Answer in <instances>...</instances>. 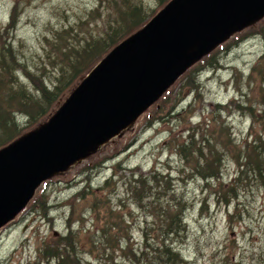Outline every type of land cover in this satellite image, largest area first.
I'll return each mask as SVG.
<instances>
[{"label": "rangeland", "instance_id": "obj_1", "mask_svg": "<svg viewBox=\"0 0 264 264\" xmlns=\"http://www.w3.org/2000/svg\"><path fill=\"white\" fill-rule=\"evenodd\" d=\"M142 1L150 9L159 5L157 0ZM96 6L102 15L107 11L105 5L99 6L98 0H0V42L8 36L16 44L22 41L21 51L25 50L28 65L46 66V78H40L50 85L55 80L52 74L57 63L47 59L44 37L52 40L53 31L62 29L68 22L77 27L80 16L86 11L94 12ZM12 16H16L15 24H11ZM261 20L253 24L256 27L252 25L234 34L210 53V57L213 54L219 57V68L199 71L202 73L199 85L193 87L180 78L173 84L164 107L179 105V110L188 107L178 119L174 118L175 113L164 122L152 123L145 112L119 136L99 147L92 159L81 160L45 181L29 205L0 229V264H47L42 258L43 251L56 246L57 239L62 237L70 239L82 264H132L107 242L110 237L119 238L124 251L125 239L129 237L138 249L147 228L160 234L154 225L157 218L150 213L153 210L141 208L127 193L132 171L147 175L153 170L163 176L170 175L176 193H183L191 203L186 216L188 235L183 246H179L190 264H264V178L248 175L249 180L240 181L238 199L226 204L222 193L229 190L238 176L239 154L236 151L234 158L232 154L222 155L220 150L224 148L218 137L225 134L216 136L221 124L218 120L231 128V137L237 144L252 142L264 133V76L258 73L264 67V18ZM9 23L12 28L7 35L4 28ZM103 32V20L97 18L80 30L79 37ZM254 32L260 35L241 39ZM62 50L68 51L66 47ZM202 61L191 68L207 65L205 59ZM17 73L29 80L22 72ZM70 96L65 94L62 104ZM194 131L197 145L208 142L219 151V161L214 158L217 164L206 170L207 175L219 173V179L204 180L193 165L186 163L180 147L189 132ZM206 154L212 159L209 148ZM116 170L113 181L105 185ZM88 187L91 194L73 203L77 192ZM93 190L96 195L92 194ZM47 196L45 215L36 212L39 202ZM165 200L166 197L161 198L160 202L166 204ZM106 221L111 227L109 235L101 231L106 228ZM84 225L86 231L81 229ZM112 225H116L115 229Z\"/></svg>", "mask_w": 264, "mask_h": 264}, {"label": "trees", "instance_id": "obj_2", "mask_svg": "<svg viewBox=\"0 0 264 264\" xmlns=\"http://www.w3.org/2000/svg\"><path fill=\"white\" fill-rule=\"evenodd\" d=\"M157 1L159 5L155 9H150L144 5L142 0H98L99 6L105 5L107 8L103 15L101 9L96 6L93 9L94 12L89 14L86 11L82 17L80 16L77 27L68 22L62 29L53 31L54 38L52 40L45 36L44 41L47 47H44V51L47 59L57 63L54 68L55 73L52 74L55 80L51 81L50 85L46 82L44 84L40 78L42 77L43 80L46 78L44 74L46 66L33 65L30 67L28 65L25 50L24 52L21 51L24 47L22 41H18L16 44L12 38L9 40L8 36L7 40L0 42V150L45 125L64 104L62 101L65 94L71 95L96 65L120 43L144 28L171 0ZM97 18L103 20L104 32L87 38L79 37L80 30ZM15 21L16 16H12L11 24H15ZM5 27L4 32L8 35L12 26L9 23ZM254 27L256 26L253 25ZM262 32L264 35V29ZM256 34L259 33H250L249 36H243L241 39H247ZM63 47H66L68 51H63ZM204 59L207 61V65L189 69L180 79L189 81L190 85L195 87V84L199 85L198 79L202 73L219 68L218 56L213 54L210 57L209 54L198 62L201 64ZM262 60L264 66V57ZM201 70L204 71L198 73ZM17 71L26 75L29 78L28 82L19 76ZM258 73L263 77L264 67ZM173 87L174 85L170 89ZM170 89L151 107L152 109L150 108L151 110L146 111L149 122L156 123L159 120L164 122L170 116H174L175 113L174 118L178 119L183 114L182 111L187 110L188 107L179 110L178 104H176L178 107L174 105L168 109L164 107L168 103L166 97L171 94ZM217 123L221 124L216 136L225 134V136L218 137V143L224 148L223 151L220 150V153L222 155L232 154L233 158L236 151L237 155L239 154L237 157L238 176L232 180L229 190L222 193L225 198L224 202L230 204L232 200L238 199V188L241 180L247 181L255 174L264 178V133L255 137L252 142L237 144L232 139L231 128L225 121L218 120ZM197 138L196 131L189 132L187 140L183 141L184 144L180 147L186 163L193 165L204 180L219 179V173L206 174V170L212 168L213 164H217L215 160L219 161V151L215 150L214 146H209L208 142L204 145H197L195 141ZM208 148L212 159H209L206 154ZM90 157L89 159H92ZM119 165L117 164V166ZM116 173L117 170L114 171L110 180H106L105 185L113 181L112 178L116 176ZM248 175L250 178H246ZM172 182L173 179L170 175L163 176L155 170L148 172L147 175L132 171L131 180L127 184V193L141 208L153 210V212H149L157 218L154 225L160 231L159 234L156 229L147 228L143 234V244L138 249L134 248L129 237L126 238L124 251L121 249L119 238L110 237V242H107L109 247L113 251L122 252L132 264H190L179 246H183L188 235L186 216L190 211L191 203L183 193H176V188L172 186ZM89 188L77 192L76 197L72 199L73 203L81 198L85 199L86 195H90ZM104 188L105 186L100 189ZM94 192L95 190L92 191V194L96 195ZM44 196L41 194V197L44 198ZM218 196L221 195L218 194ZM165 197L166 204L160 202V199H165ZM39 203L40 205L35 211L45 215L48 196L47 199ZM201 212L205 211L201 210ZM80 221L85 223L83 218ZM69 225V228L72 227V223L69 222ZM85 225L82 226V231H86ZM105 226L106 228H102L101 231L104 235H109L108 230L111 227L108 221H106ZM115 227L116 225H112V228L115 229ZM70 232L72 234V230ZM57 240L59 243L56 246L43 251L42 258L47 264H51L52 261H56V264H82V258H78L68 237Z\"/></svg>", "mask_w": 264, "mask_h": 264}, {"label": "water", "instance_id": "obj_3", "mask_svg": "<svg viewBox=\"0 0 264 264\" xmlns=\"http://www.w3.org/2000/svg\"><path fill=\"white\" fill-rule=\"evenodd\" d=\"M264 18V0H171L114 48L42 127L0 150V229L54 175L136 122L194 64Z\"/></svg>", "mask_w": 264, "mask_h": 264}, {"label": "bare ground", "instance_id": "obj_4", "mask_svg": "<svg viewBox=\"0 0 264 264\" xmlns=\"http://www.w3.org/2000/svg\"><path fill=\"white\" fill-rule=\"evenodd\" d=\"M116 48V47H115Z\"/></svg>", "mask_w": 264, "mask_h": 264}]
</instances>
